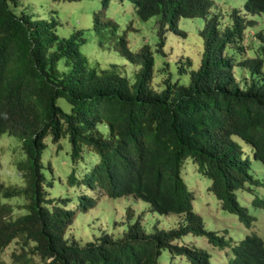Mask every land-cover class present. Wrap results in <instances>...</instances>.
Listing matches in <instances>:
<instances>
[{"label": "trees", "instance_id": "1", "mask_svg": "<svg viewBox=\"0 0 264 264\" xmlns=\"http://www.w3.org/2000/svg\"><path fill=\"white\" fill-rule=\"evenodd\" d=\"M129 1L139 18L157 15L154 50L160 56L166 31L183 35L180 16L203 17L202 52L186 83L169 69L153 88L152 49L142 43L131 50L123 35L112 46L139 65L131 81L116 63L92 65L80 52V29L59 36L52 14L17 15L9 0H0V133L14 135L23 154L15 163L21 183L0 181V251L20 248L6 264H36L33 254L41 264H163V250L170 264H211L209 250L197 244L201 237L228 247L224 264H264V238L257 230L230 242L225 227H204L181 173L188 161L194 174L207 179L221 209L245 229L261 226L238 202L236 190L251 191L250 205L264 208L257 196L262 180L251 169L252 161L264 169V46L257 55L242 53L243 31L254 22L246 15L264 14V0H242L243 12L232 7L223 27L210 11L213 0ZM107 2L98 0L92 15L98 44L103 29L115 30L105 15ZM239 66L248 69V79L233 73ZM177 69L182 72L181 65ZM58 96L69 104L67 111L56 103ZM233 135L249 144L250 154ZM60 140L69 146L63 152L69 168L54 181L44 155ZM126 194L145 201L147 210L181 214L182 220L167 228L153 223L145 231L142 213L132 219L133 208L126 205L121 235L100 230L83 243L67 236L77 212L93 207L101 195Z\"/></svg>", "mask_w": 264, "mask_h": 264}, {"label": "rangeland", "instance_id": "2", "mask_svg": "<svg viewBox=\"0 0 264 264\" xmlns=\"http://www.w3.org/2000/svg\"><path fill=\"white\" fill-rule=\"evenodd\" d=\"M10 7L18 13H32L34 16H52L59 21L56 26V32L59 36H67L72 30L80 29L83 42L79 45L80 52L86 56L89 63L101 67L108 66L110 63H116V68L122 74L132 80L133 73L139 67L121 57L113 48L112 44L118 36L123 35L126 45L135 50L140 44L146 43L152 49L154 59V70L150 84L153 88H158L162 79L167 77L170 70L175 71L176 80L186 83L188 70L197 67L199 56L202 52V40L198 30L202 26L203 18L201 16L178 18L177 25L184 30L180 33L165 32V44L163 46V56L154 50L156 41V18L157 15H151L146 19L139 18L132 8L129 0H108L105 8V15L115 22L114 32L107 28L102 30L101 43L98 44L99 36L94 32L91 26L93 12L98 6V0H10ZM232 7H236L240 12L242 10V0H213V6L210 11L218 13L223 23L229 22V12ZM28 15V14H25ZM246 18L254 20L253 24L248 25L243 31L242 44L245 55L259 54L258 47L264 46V14H247ZM261 32V38L255 36V33ZM186 58H189L188 63ZM264 58V56H263ZM262 58V60H263ZM179 65L182 66V72L179 71ZM259 78L264 80V61ZM234 68V67H233ZM233 73L244 76L248 79L249 73L245 67L239 66L233 69ZM163 83V82H162ZM164 85V84H163ZM56 103L67 111L69 104L61 96L56 98ZM241 146L244 154H250V146L239 138L238 135L232 136ZM64 139V138H63ZM60 143L50 144L45 152L44 159L48 158L53 171V180H57V175L67 171L69 166L65 163L63 152L69 149L67 142L60 140ZM58 144H61L58 148ZM23 156L19 147L17 138L7 132L0 133V181L4 184H20V176L15 169L16 160ZM181 170L186 183L193 191L192 209L202 218L205 228H215L220 232L223 227L229 232L228 240L233 242L246 231L243 224L238 221L233 213L225 211L219 207L218 201L211 195L206 188L207 179L200 177L193 172V165L188 161L183 163ZM252 171L264 181V169L256 161L251 163ZM97 193L101 192L97 190ZM50 194L55 196L54 185L50 187ZM253 193L245 190H236L237 200L240 204L247 206L249 214L255 216V221L260 220L261 226L253 225L250 230H257V233L264 238V208L251 206L250 199ZM258 196L264 198V189L259 188ZM96 204L85 212H77L71 223L67 236L83 243L88 239H93L100 230H105L113 236L122 234L126 224L124 217V208L130 205L133 208L132 219L142 213L141 223L145 231H149L153 223L156 226L171 227L176 226L182 220L181 214L168 213L159 214L155 211L147 210V203L141 199L135 198L129 194L117 197L102 198ZM225 237V238H227ZM198 245H203L210 252L211 264H224L227 259V246L219 248L211 245L202 237L197 240ZM27 248V247H26ZM19 252L18 245L9 246L0 251V261L3 264L11 262L10 252ZM166 253L162 251L159 260L163 264H170L168 259L163 257ZM32 259L36 264H41L37 255L33 254ZM172 262L177 264V260Z\"/></svg>", "mask_w": 264, "mask_h": 264}, {"label": "clouds", "instance_id": "3", "mask_svg": "<svg viewBox=\"0 0 264 264\" xmlns=\"http://www.w3.org/2000/svg\"><path fill=\"white\" fill-rule=\"evenodd\" d=\"M9 2H10V0H9ZM11 9H12V8H11ZM13 11H14V10H13ZM14 12H15V11H14ZM230 12H231V11H230ZM230 12H229V13H230ZM15 13H16V12H15ZM16 14H17V13H16ZM20 14H23V13L20 12V13H18L17 15H20ZM180 17H181V16H180ZM184 17H187V16H184ZM201 17H202V16H201ZM202 18H203V17H202ZM177 21H178V19H177ZM177 27H178V25H177ZM178 28H179V27H178ZM180 29H181V28H180ZM199 57H200V56H199ZM247 71H248V69H247ZM239 138H240V137H239ZM233 139H234V138H233ZM240 139H241V138H240ZM234 140H235V139H234ZM244 142H245V141H244ZM246 143H247V142H246ZM258 186H260V188H263V189H264V181L262 180V183H259ZM245 191H246V190H245ZM249 192L252 193L251 191H249ZM252 195H253V194H252ZM257 196H258V195H257ZM258 197H260V196H258ZM250 200H251V199H250ZM241 205H242V204H241ZM236 218H237V217H236ZM238 221H239V220H238ZM240 222H241V221H240ZM241 223H242V222H241ZM242 224H243V223H242ZM250 228H251V227H250ZM250 228L246 229V231H245L244 233L246 234V233H248V232H252L253 230H250ZM226 229H227V228H226ZM244 233H243V234H244ZM243 234H242V235H243ZM245 234H244V235H245ZM240 238H241V237H239L238 239H240ZM238 239H235V240H238ZM227 249H228V247H227Z\"/></svg>", "mask_w": 264, "mask_h": 264}]
</instances>
